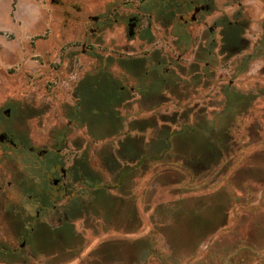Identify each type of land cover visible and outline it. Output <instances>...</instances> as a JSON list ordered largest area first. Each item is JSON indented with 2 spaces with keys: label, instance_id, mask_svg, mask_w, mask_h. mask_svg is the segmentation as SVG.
I'll list each match as a JSON object with an SVG mask.
<instances>
[{
  "label": "rangeland",
  "instance_id": "rangeland-1",
  "mask_svg": "<svg viewBox=\"0 0 264 264\" xmlns=\"http://www.w3.org/2000/svg\"><path fill=\"white\" fill-rule=\"evenodd\" d=\"M222 1V3L219 2L220 5L227 7L229 12L234 10L231 6L235 4L231 5L227 0ZM241 1L245 2V11L251 16L252 27L248 37L253 47L262 36L264 40V0ZM148 2L149 0H0V131L9 124L17 137L22 138L20 136L24 134L28 146L34 148L33 152H28L27 148L19 149L12 160L2 155L0 150V174L4 175L3 179L6 181L11 180L12 182L7 187L6 181L1 180L0 177V186H2L0 188L1 224H5L1 211L6 208L8 202L16 206V212L18 206L24 205L27 208L25 212L31 214L32 217L38 206L41 205L38 200L27 201V194L23 197L20 190L21 183L29 180L31 182L52 180L53 176L46 165L48 156L38 158L37 153L41 150H47V152L51 150L52 130L67 122L64 113L65 106L75 103V87L82 76L90 72L96 64L97 55L104 58L120 56L148 59L155 54L168 60H175L183 66H188L192 62L194 51L203 41L202 34L206 27L213 25L216 12L212 11L208 16L199 17L197 22H188L185 25L186 32L191 36L194 44L186 52L180 53L175 47L177 40L175 27L172 24L165 28L162 27L150 13ZM16 4H23L26 9L29 6L33 7L32 19L28 17L25 8L18 10ZM191 14L192 11L188 10L184 12L183 16L189 18ZM93 17H97V20H94ZM129 18L136 20L132 36L128 34ZM30 20L34 21V26L30 24ZM147 26L150 27L153 34L152 42L143 36ZM247 51L245 50L243 53ZM239 56L231 57L229 60H223L218 56L220 61L213 83L206 88L197 87L196 93L187 99L178 100L175 96L166 93L167 100L158 104L151 111L148 109L149 104L141 106L140 96L136 94L129 103L121 107V113L128 122L149 116L152 112L170 115L173 112H178L180 114L188 107H201L208 104V109H212L221 97L222 87L231 81L236 87L244 90L251 85L264 86V61L260 59L252 62L248 72L238 77H232L234 60ZM112 70L114 73L120 74L117 66H114ZM132 81L134 82V80ZM6 108H10L8 118L3 114ZM171 128L178 130L179 127L178 124H173ZM125 131H128L127 124L124 128ZM128 133L131 136H137L142 142L154 137V132L151 129L142 132L128 131ZM233 134H235L234 139L229 148L231 152L227 156L230 162L229 171L226 177L219 179L211 190H205L204 182L200 179L189 184L182 173L176 171L175 178L182 180L178 185L157 184L153 187V191L147 192L150 187L151 169L154 165L142 177L136 178L137 186L133 189L137 197V215L141 220V227L136 232L103 233L101 232L103 229L102 220L99 219H96L100 222L99 225L95 228L91 227L88 196L84 195L82 198L80 195L81 197L71 200L72 194H69L67 197L59 199L56 208L47 207L41 210V221H48V223L37 222L34 232L36 239L47 235L50 224L56 223L57 218L62 217L63 212L68 211V205L73 204V213L68 212L73 226L72 233L81 240L77 248L82 250V253L79 258L73 259L67 264H81L90 259L92 250L112 244L113 241L119 239L123 241L127 255H130L133 253L131 249L129 250L131 243L145 237L152 229L153 223L149 216L155 207L160 203L178 198V194L173 192L174 186L192 185L193 189L181 195L191 208L195 201L201 202L206 193L222 189L221 195L228 194L230 198L225 203L224 226L201 242L195 256L186 257L179 264L195 263L207 256L212 244L220 236L236 226L239 215L250 209L252 212H264L263 99L257 101L249 114L238 121V126ZM123 136L124 134H119L90 144L86 129L73 126L67 135L65 146L61 150L65 165L69 166L74 158L80 157L85 152L88 155V163L96 175L111 184L115 176L107 171L109 168L100 164L95 151L103 145L115 149L117 142ZM193 138L192 135L191 143L194 142ZM174 140L176 143L184 144L183 138L177 135ZM199 142L200 148H204L207 142L206 136H200ZM191 143L189 142L187 147L189 144L192 145ZM27 160H30V166ZM119 162L121 165L123 164L122 161ZM128 163L131 164V162ZM158 167L161 168L162 165H158ZM227 177L233 182H239L240 188L231 186L227 192L225 185L230 184L224 182ZM40 185L41 183L38 184L39 188H41ZM39 188L38 190L41 191ZM85 188L86 185L81 183L75 186L79 194L85 191ZM55 191L53 187L52 194L55 195ZM220 198L223 197L220 196ZM222 202L224 203V201ZM125 212L128 213L129 219L135 220L134 216L130 217L129 209ZM124 214L120 215L121 220L128 221L129 219L127 216L125 218ZM17 225L15 221L13 226L17 228ZM13 226L8 228L10 233ZM94 229H97V232ZM65 231L64 227L61 232ZM2 234L4 232L0 233V238L10 239L12 244L13 237H3ZM15 244L17 245V242ZM37 245L36 248L42 246V249H46L48 247L47 243H42V245L38 243ZM29 247L31 248V246ZM258 252L263 254L264 249ZM27 260L38 264L44 259L37 254L36 257H30ZM243 261L245 262L246 259Z\"/></svg>",
  "mask_w": 264,
  "mask_h": 264
},
{
  "label": "trees",
  "instance_id": "trees-1",
  "mask_svg": "<svg viewBox=\"0 0 264 264\" xmlns=\"http://www.w3.org/2000/svg\"><path fill=\"white\" fill-rule=\"evenodd\" d=\"M196 1L149 0L148 2L150 13L162 27L171 24L175 27L177 36L175 47L180 53L186 52L194 43L186 32V23L179 17L196 5ZM143 34L148 41H153L149 26L144 29ZM215 48L214 42L200 43L188 66L155 54L148 59L120 56L104 58L97 55L96 64L90 72L82 76L75 87V103L65 106L67 122L52 130L53 150L48 153L52 156V163H57L55 149H62L65 146L71 128L84 127L90 138V144L124 134L115 149L103 145L95 151L96 157L105 168L118 167L119 161H122L127 166L124 168L127 175L130 171H139L140 177L150 171L151 166L154 165L147 192L153 191V187L157 184L178 185L182 180L175 178L176 171L181 172L189 184L200 179L204 182L205 190L214 188L218 180L224 179L229 171L230 162L227 156L231 152L229 148L235 135L233 131L238 126V121L249 114L252 106L260 99L264 100V86L256 84L244 90L229 82L222 87L221 97L212 109H208V104L188 107L180 114L152 112L149 116L128 122L121 113V107L138 94L142 102L141 106L149 104L148 109L153 111L158 104L167 100L166 93L181 100L195 94L199 86L201 88L210 86L219 64ZM263 48L258 44L251 53L236 60L235 74L232 77L245 73L253 59L264 58ZM114 66L119 68L120 74L114 73L112 70ZM125 123L129 132L151 129L154 137L142 142L137 136H131L128 131L124 132ZM173 124H178V130L171 128ZM176 135L183 138L184 144L173 141ZM192 135L195 143L190 141ZM200 136H206L207 142L204 148H200ZM189 142L192 145L189 144L187 147ZM158 165L162 167L159 168ZM87 166V153L84 152L71 168L73 176L75 180L83 183L90 181V211L101 216L110 215L114 205L112 200L102 198L105 183L92 170L91 165L89 176ZM224 182L230 183L228 186L225 185L228 192L233 180L227 177ZM189 184L174 186L173 192L178 194V198L155 207L151 218L152 229L143 238L141 253L137 258L132 259L131 264L140 261L142 264H179L186 257L195 254L196 247L202 240L224 226L225 203L230 200L229 195L222 196V189L210 191L204 195L201 202L195 201L191 208L185 198L181 197L183 193L193 189ZM34 193L35 188L32 185V196ZM53 197L51 186L46 185L43 195L46 208L57 207L56 198ZM68 208V211L73 213V206ZM247 212L245 211L244 217L239 220L240 225L242 224L245 229L249 214ZM70 217L69 215V219ZM112 223V220L106 221L107 225ZM49 227L45 239L41 240L48 245L44 249L48 261L59 263L64 261L66 256L71 259L76 254L75 247L81 241L72 234L71 222L64 223L62 229L65 227L66 231L62 234L58 227H53L51 224ZM248 251L252 250L249 248L246 234H237L236 229L231 228L212 244L206 257L193 264H236V260L242 256L243 260L247 259ZM7 254L11 255L10 252L0 250L1 258Z\"/></svg>",
  "mask_w": 264,
  "mask_h": 264
},
{
  "label": "flooded vegetation",
  "instance_id": "flooded-vegetation-1",
  "mask_svg": "<svg viewBox=\"0 0 264 264\" xmlns=\"http://www.w3.org/2000/svg\"><path fill=\"white\" fill-rule=\"evenodd\" d=\"M227 1L228 3H231V5L235 4V8L234 6H231V8H233L234 10H231L229 12L227 7H223L224 5H220L219 2L222 3V0H197V4L193 5L190 9L192 11L191 16L189 18H184V16H180L179 18L187 24L188 22H197L199 17L202 18L204 16H208L212 11L216 12L213 25L206 27L205 32L202 34V44L207 42H214L216 44L215 52L217 55V60L218 56L221 57V59L223 60H229L231 57L240 55L239 57L235 58L234 61H236L245 54L251 53L256 45L259 44L264 47V40L262 36V38L256 41V43L252 47V42L248 37L249 30L252 27V21L251 16H249L248 13L245 11V2L241 0ZM213 5H215L214 10ZM129 19L128 26L130 24ZM94 20H97V17ZM245 50L248 51L246 53H243ZM257 59L264 61L263 57H259L253 59L250 62L249 66L252 64L253 61ZM249 66L246 72H248ZM234 74L235 69L233 68L232 75ZM3 114H5L8 118L10 115V108H6L3 111ZM24 136L25 135L23 134L20 136L22 138H19L15 134L14 129L9 126V124L4 126L0 131V150L2 151V155H5L7 159L12 160L16 156L17 152H19V149L24 150L27 148L28 152H33L34 148L32 146H28L29 144L27 142V138L26 136ZM52 150L53 149L51 148V150H49L48 152L47 150H41L37 153L38 158H41L42 156H48L46 160V165L47 168L50 170L51 175L53 176L52 180H43L42 182H31L29 180L23 181L21 183L22 185L20 190L23 197L27 194V201L34 199L38 200V203L41 204L38 206L35 215L32 217L31 214L26 213L25 211H27V208L24 205L18 206L16 212V206L14 204H9V202L7 203L6 208L1 211L4 218L3 220H5L7 228L6 226L4 227L5 224H1L2 222L0 221V233L4 232V234H2L3 237L6 236L8 238V236H12L13 240L11 244L10 239L6 240L5 237L0 238V250L3 252L11 253V255L7 254L2 258L0 257V264H35L37 262H32L31 260L27 259H29L30 257L34 258L37 256V254L41 255V257H43L44 259L42 262H38V264H67L71 260L79 258L80 254L82 253V250H80L76 246V254L72 256L71 259L66 256V259L64 261L54 263L52 261H48L45 250L42 249V246L36 248V246H38V243L40 245L44 243L41 240L43 239V237L45 239V235L39 237V239H36V235H34L35 226L38 221L42 223H48V221H41L40 218L41 210H44V208H46L43 201L44 187L46 185H50L51 188H55V195L53 194V198H56L55 203H57L59 199L67 197L69 194H72L71 200L81 196L83 198L84 195H87L90 202V181L88 183H83L75 180L76 178L75 176H73V171L71 170L77 158L80 157L74 158L72 160V163L67 166L65 165V160L61 154L62 149H55V152L57 153L55 155L57 163L53 164L52 156L48 155V153H50V151ZM27 161L28 165L30 166V160ZM125 167L127 166L123 163L122 165L120 164L118 167L109 168V170H107L109 173H111L112 176H115L114 181L111 184H108L103 180V182L105 183V188L102 189V198L112 200L114 205L113 212L110 215L101 216L99 214L94 213L93 211H90V226L95 228L100 223L96 219L102 220L101 225H103V229L101 232L103 233H109L112 231L133 233L141 227V220L138 217L139 215H137V197L135 190L133 189L137 186L136 178H140L141 175L139 171H130L127 175L124 171ZM87 170L90 176L89 163L87 166ZM0 177L1 180L6 181L5 179H3L4 175L0 174ZM128 177L131 178L128 179ZM39 183H41V188H39L38 186ZM78 183L86 185L85 191L81 192L80 194L77 189H75V186ZM11 184V180L6 181L7 187H9ZM32 185L35 190L37 187V190L35 191L33 196L31 194ZM231 186H235L237 189L240 188L239 182H231ZM0 188H2V186H0ZM38 188L41 189V191H39ZM72 205L73 204H70L68 206ZM128 209L130 210V217L134 216L135 220H133L132 218H128V213L126 214L125 212ZM123 213H125L123 216L125 218L127 216V218L129 219L128 221L121 220L122 218L120 215H122ZM247 213H249L247 217V229L243 228L242 224L240 225L239 223V220L244 217V213L239 215L238 222L234 228L236 229L237 234H246L249 248L252 251H248L249 256L247 257L245 262L243 261L242 256L241 259L239 258L236 260V264H239L241 261H243L241 262V264H264V253L261 254L258 252L259 250L264 249V212H252V209H250ZM152 214L153 213L150 214L149 219L152 218ZM108 220H112L113 223L107 225L106 221ZM15 221L18 224L17 228L13 226ZM68 221L70 222L69 213L66 211L63 212L62 217L57 218V222L53 223L52 226L56 228L58 227L60 233L62 234V227L64 223ZM9 226H13L11 227V233L8 231V228H10ZM94 231L97 232V229H94ZM72 234L74 235V233ZM33 235L34 238L32 237ZM143 238L145 237L136 239L133 243H131V247H129V250L131 249V252L133 253L130 255H127V252L125 251V247L123 245V241L119 239L113 241L112 244L100 247L97 250H92V252L90 253V259L83 261L81 264H131L132 259L137 258L141 253V242ZM16 242L17 245L15 244ZM201 242L196 247V251L193 256L197 254ZM29 246H31L32 249ZM240 256L241 254H239V257ZM137 264H142V262L140 261Z\"/></svg>",
  "mask_w": 264,
  "mask_h": 264
},
{
  "label": "crops",
  "instance_id": "crops-1",
  "mask_svg": "<svg viewBox=\"0 0 264 264\" xmlns=\"http://www.w3.org/2000/svg\"><path fill=\"white\" fill-rule=\"evenodd\" d=\"M16 7H17L18 10H23L24 8L26 9V7H24L23 4H21V5H20V4H18V5L16 4ZM27 8H28V9H26L25 11L28 12V17H30V18L32 19V14H33V12H34V10H33L34 8L31 7V6H29V7H27ZM30 18H29V19H30ZM29 22H30V24H32V25L34 26V24H33L34 21H33V20H30ZM33 26H32V27H33Z\"/></svg>",
  "mask_w": 264,
  "mask_h": 264
},
{
  "label": "water",
  "instance_id": "water-1",
  "mask_svg": "<svg viewBox=\"0 0 264 264\" xmlns=\"http://www.w3.org/2000/svg\"><path fill=\"white\" fill-rule=\"evenodd\" d=\"M93 19H96V17H93ZM129 22H130V24H129V32H128V34H129V36H132L133 33H134L133 27L136 24V20H135V18H130Z\"/></svg>",
  "mask_w": 264,
  "mask_h": 264
}]
</instances>
